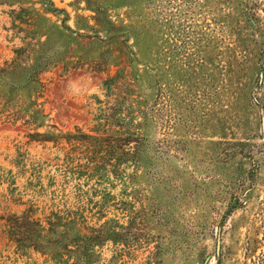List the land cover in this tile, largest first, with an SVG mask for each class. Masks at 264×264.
Masks as SVG:
<instances>
[{
	"label": "rangeland",
	"instance_id": "1",
	"mask_svg": "<svg viewBox=\"0 0 264 264\" xmlns=\"http://www.w3.org/2000/svg\"><path fill=\"white\" fill-rule=\"evenodd\" d=\"M115 104L146 142L88 176ZM79 207L122 246H48ZM0 264H264V0H0Z\"/></svg>",
	"mask_w": 264,
	"mask_h": 264
},
{
	"label": "trees",
	"instance_id": "2",
	"mask_svg": "<svg viewBox=\"0 0 264 264\" xmlns=\"http://www.w3.org/2000/svg\"><path fill=\"white\" fill-rule=\"evenodd\" d=\"M1 71L7 72V70ZM113 80L114 78H111L106 82L107 90L110 89L109 84ZM29 82L41 85L39 74L33 73L29 77ZM113 107L111 110H113L114 121L118 123L114 126L121 136L116 138L112 136H85L88 140H91L89 144H91L92 148L90 151L91 160L88 161L91 166L86 168L88 176H94L93 173L98 171L100 168L98 166L103 164L106 159L114 160L111 162H117V160L122 159L123 163L128 164L136 162L141 148L146 142L141 132L147 125V117H150V113L142 109L137 115H127L122 112L121 105L115 104ZM135 118L139 120H135ZM104 167L106 169L105 165ZM124 173L120 169L116 177H123ZM107 196L111 197L112 195L107 194ZM53 215V218L48 223L49 229L46 227L42 228L46 233L51 234L48 238H45L48 246H65V251L73 255L74 253L79 254L81 259L91 258L94 254V248L107 242H111L117 247L122 246L121 243H123L124 239L123 225L118 220L110 219L101 224L91 226L87 222L88 217L80 207L76 211L64 210ZM68 246L73 248L70 249Z\"/></svg>",
	"mask_w": 264,
	"mask_h": 264
},
{
	"label": "water",
	"instance_id": "3",
	"mask_svg": "<svg viewBox=\"0 0 264 264\" xmlns=\"http://www.w3.org/2000/svg\"><path fill=\"white\" fill-rule=\"evenodd\" d=\"M219 243H220V242H219V240H218V246H219Z\"/></svg>",
	"mask_w": 264,
	"mask_h": 264
}]
</instances>
